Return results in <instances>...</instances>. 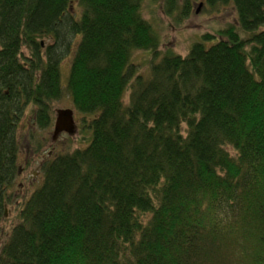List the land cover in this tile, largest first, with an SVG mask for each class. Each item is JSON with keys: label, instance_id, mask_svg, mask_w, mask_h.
<instances>
[{"label": "trees", "instance_id": "trees-1", "mask_svg": "<svg viewBox=\"0 0 264 264\" xmlns=\"http://www.w3.org/2000/svg\"><path fill=\"white\" fill-rule=\"evenodd\" d=\"M139 2L0 0V221L24 115L46 130L68 98L90 131L44 156L0 264H264V0H202L230 3L237 30L184 56H157Z\"/></svg>", "mask_w": 264, "mask_h": 264}, {"label": "rangeland", "instance_id": "rangeland-1", "mask_svg": "<svg viewBox=\"0 0 264 264\" xmlns=\"http://www.w3.org/2000/svg\"><path fill=\"white\" fill-rule=\"evenodd\" d=\"M139 3V12L142 18L152 25L159 36L160 43L157 56L166 52L184 56L191 45L199 41L203 35L216 40L219 32L227 28L232 27L237 30L236 12L230 3H217L210 6L202 0L191 1L189 11L185 16L182 13L183 0H140ZM22 52L25 56L28 54L25 49H22ZM151 58V53L144 50L133 51L130 54V62L135 65L136 73L144 78L148 76ZM68 60L69 58L65 59L60 66L62 84L68 72ZM127 97L128 92L123 98L124 102L127 101ZM51 108L54 111L57 109H71L73 111L76 125L75 133L72 136L60 134L53 141L51 140L53 123L50 128L43 131L30 130L27 129L31 124L28 117L29 113L24 115L18 130L22 151L19 166L20 168L23 167V170L14 181L10 191V202L7 204L4 216L0 221V240H3L11 228L19 222L18 213L22 204L40 187L42 173L39 165L45 159L44 156L70 152L75 147L86 146L89 141L90 131L85 127L86 123H83L82 116L73 110L68 98L54 102ZM30 134L33 136L32 140L37 141V143L30 141ZM2 242L0 241V245Z\"/></svg>", "mask_w": 264, "mask_h": 264}, {"label": "water", "instance_id": "water-1", "mask_svg": "<svg viewBox=\"0 0 264 264\" xmlns=\"http://www.w3.org/2000/svg\"><path fill=\"white\" fill-rule=\"evenodd\" d=\"M75 126L73 122L72 111L70 109H60L55 111V118L52 127L51 140L55 139L62 133L73 135Z\"/></svg>", "mask_w": 264, "mask_h": 264}, {"label": "flooded vegetation", "instance_id": "flooded-vegetation-1", "mask_svg": "<svg viewBox=\"0 0 264 264\" xmlns=\"http://www.w3.org/2000/svg\"><path fill=\"white\" fill-rule=\"evenodd\" d=\"M20 172H21V169H20V171H19V175L22 173V172H21V173H20Z\"/></svg>", "mask_w": 264, "mask_h": 264}]
</instances>
